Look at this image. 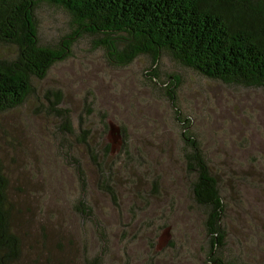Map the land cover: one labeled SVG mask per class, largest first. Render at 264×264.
<instances>
[{
  "label": "rangeland",
  "instance_id": "1",
  "mask_svg": "<svg viewBox=\"0 0 264 264\" xmlns=\"http://www.w3.org/2000/svg\"><path fill=\"white\" fill-rule=\"evenodd\" d=\"M35 16L43 46L74 29L59 7L40 4ZM32 83L24 104L0 113L16 264H213L210 212L194 199L178 118L217 180V260L264 264L263 87L208 79L167 53L154 66L146 55L119 65L88 36ZM108 123L120 135L112 151Z\"/></svg>",
  "mask_w": 264,
  "mask_h": 264
},
{
  "label": "trees",
  "instance_id": "2",
  "mask_svg": "<svg viewBox=\"0 0 264 264\" xmlns=\"http://www.w3.org/2000/svg\"><path fill=\"white\" fill-rule=\"evenodd\" d=\"M40 4L61 8L74 24L53 47L39 42L35 11ZM85 36L95 38L96 46L104 48L119 65L146 55L154 66L161 54L167 53L181 66L208 79L264 88V0H0V47L11 49L6 57H0V113L24 104L33 94V79H44ZM119 39L125 44L117 50ZM151 73L156 81L155 71ZM169 98L174 101L172 94ZM178 121L187 148L186 170L196 177L194 199L210 212L206 228L213 243L208 261L224 264L215 256L225 237L219 225L224 206L217 180L198 144L185 131L186 120ZM8 188L0 164V264H16L21 250L12 227ZM107 193L114 196L110 190Z\"/></svg>",
  "mask_w": 264,
  "mask_h": 264
},
{
  "label": "water",
  "instance_id": "3",
  "mask_svg": "<svg viewBox=\"0 0 264 264\" xmlns=\"http://www.w3.org/2000/svg\"><path fill=\"white\" fill-rule=\"evenodd\" d=\"M108 127H109V134L114 136V139L116 140V142L119 140V129L112 123H108ZM170 239V235H169V228H166L160 238V242L161 245L159 246V249H161L163 246H166L168 244V241Z\"/></svg>",
  "mask_w": 264,
  "mask_h": 264
},
{
  "label": "flooded vegetation",
  "instance_id": "4",
  "mask_svg": "<svg viewBox=\"0 0 264 264\" xmlns=\"http://www.w3.org/2000/svg\"><path fill=\"white\" fill-rule=\"evenodd\" d=\"M114 136H115V134H113V135H110L109 134V139H110V143H109V145H108V148L109 149H111V151H112V149L114 148V145H115V143H116V140L114 139ZM120 136V135H119ZM208 234V233H207ZM209 235V234H208ZM210 236V235H209ZM211 240H213L211 237H210V242H211Z\"/></svg>",
  "mask_w": 264,
  "mask_h": 264
}]
</instances>
